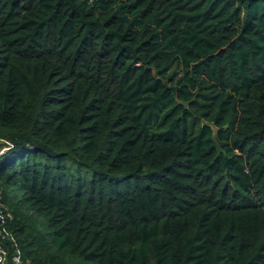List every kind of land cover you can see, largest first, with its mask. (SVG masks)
<instances>
[{
    "label": "trees",
    "instance_id": "1",
    "mask_svg": "<svg viewBox=\"0 0 264 264\" xmlns=\"http://www.w3.org/2000/svg\"><path fill=\"white\" fill-rule=\"evenodd\" d=\"M0 138L24 264H264V0H0Z\"/></svg>",
    "mask_w": 264,
    "mask_h": 264
},
{
    "label": "built area",
    "instance_id": "2",
    "mask_svg": "<svg viewBox=\"0 0 264 264\" xmlns=\"http://www.w3.org/2000/svg\"><path fill=\"white\" fill-rule=\"evenodd\" d=\"M12 147V143L0 138V158ZM4 209H6V207L0 200L1 220H4L6 216H10L7 211L3 213ZM0 264H24L13 233L4 225L0 226Z\"/></svg>",
    "mask_w": 264,
    "mask_h": 264
},
{
    "label": "water",
    "instance_id": "3",
    "mask_svg": "<svg viewBox=\"0 0 264 264\" xmlns=\"http://www.w3.org/2000/svg\"><path fill=\"white\" fill-rule=\"evenodd\" d=\"M203 124H207L213 127V139L216 141V135H217L218 128L215 127L212 122L203 121Z\"/></svg>",
    "mask_w": 264,
    "mask_h": 264
}]
</instances>
